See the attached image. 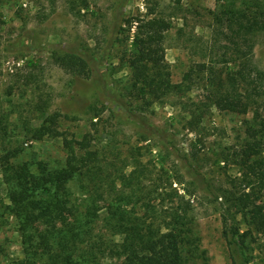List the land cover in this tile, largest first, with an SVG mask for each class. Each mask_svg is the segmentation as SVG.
<instances>
[{
  "label": "rangeland",
  "instance_id": "1",
  "mask_svg": "<svg viewBox=\"0 0 264 264\" xmlns=\"http://www.w3.org/2000/svg\"><path fill=\"white\" fill-rule=\"evenodd\" d=\"M256 3L264 0H181L183 11L177 12L175 0H0V264L24 256L6 159L33 168L43 162L50 169L66 161L63 138L34 139L50 116L57 117L68 139L87 137L99 153L105 190L111 179L122 188L128 184L123 175L135 171L146 177L148 189L161 179L160 196L156 203L150 197L149 207L161 203L170 184L190 201L185 264H264V240L250 234L231 201L245 190L233 153L246 142L249 126H262L255 108L243 115L208 107L202 88L155 103L140 100L131 92L126 61L135 33V26L128 31V21L150 9L167 18L177 12L164 47L172 79L180 83L192 64L219 62L229 52L211 13ZM253 41L252 64L264 75V35ZM67 52L88 61L90 77L73 76L56 64ZM69 188L83 199L77 181ZM108 201L102 217L109 214ZM232 223L239 229V245L226 234Z\"/></svg>",
  "mask_w": 264,
  "mask_h": 264
},
{
  "label": "trees",
  "instance_id": "2",
  "mask_svg": "<svg viewBox=\"0 0 264 264\" xmlns=\"http://www.w3.org/2000/svg\"><path fill=\"white\" fill-rule=\"evenodd\" d=\"M175 3L176 11H183L181 0ZM177 12L167 18L150 9L146 16L127 22L129 32L135 26L126 53L131 92L140 100L155 103L202 88L208 107L243 115L255 108L262 126H249L246 142L233 153L249 192L244 190L231 201L241 210L250 234L255 232L264 240V75L252 64L253 37L264 35V4L211 13L231 45L229 52L219 62L209 59L192 64L180 83L172 79L164 47ZM55 62L73 76L90 77L88 61L77 53L58 55ZM2 124L0 121V132ZM46 135L63 138L67 153L63 166L50 169L40 162L33 168L6 159L11 211L19 221L24 254L14 264H185L182 246L191 221V205L185 196L170 184L162 205L149 207V198L156 203L160 196L161 179L148 189L146 177L135 171L123 175L128 179L123 189L111 179L105 190L102 159L90 149L87 137L68 139L59 131L56 116L45 120L34 139ZM72 181L79 184L81 201L69 188ZM105 200H109L110 211L102 217ZM227 227L230 242L239 245V229L233 223Z\"/></svg>",
  "mask_w": 264,
  "mask_h": 264
}]
</instances>
